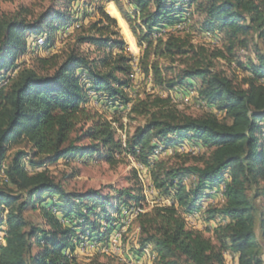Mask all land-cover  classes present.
Segmentation results:
<instances>
[{
	"label": "trees",
	"instance_id": "trees-1",
	"mask_svg": "<svg viewBox=\"0 0 264 264\" xmlns=\"http://www.w3.org/2000/svg\"><path fill=\"white\" fill-rule=\"evenodd\" d=\"M64 1V9L48 8L29 20L0 19V264H77L80 242L108 243L123 210L142 201L141 187L117 196L67 191L48 170L36 169L63 158L116 163L117 154L146 168L151 187L170 199L136 217L137 259L149 248L152 264H225L227 252L236 264H264V0H105L116 5L142 49L137 65L154 87L170 92L198 83V99L209 109L198 116L177 109L169 93L131 102L133 56L102 6L69 50L34 56L32 66L18 62L31 37L45 34L48 49L56 31L68 27L73 0ZM186 14H197L200 29L221 47L194 44L174 31ZM83 43L101 56L85 54ZM250 44L254 60L240 64L247 73L240 84L216 70L215 59L230 62L228 56ZM90 93L144 123L117 138L114 120L87 107ZM19 141L29 150H16L7 161L10 144ZM185 143L205 149L192 164L156 158ZM189 176L195 182L187 188L182 180ZM215 189L224 202L207 207L204 220L220 221L206 230L210 235L190 229L184 215L202 212ZM29 210H39L43 226L26 218Z\"/></svg>",
	"mask_w": 264,
	"mask_h": 264
},
{
	"label": "rangeland",
	"instance_id": "rangeland-1",
	"mask_svg": "<svg viewBox=\"0 0 264 264\" xmlns=\"http://www.w3.org/2000/svg\"><path fill=\"white\" fill-rule=\"evenodd\" d=\"M64 2V0H0V19L12 18L19 15L29 20L48 8L64 9ZM121 2L123 5H126L125 1L121 0ZM107 4L108 2H105V0H73L70 4V8L72 10L68 27H63L56 31L53 44L50 45L48 49L35 47L33 45L34 37H31V44L27 52L19 58L18 62H24V66H32L34 56H47L52 53L59 54L69 50L74 46L77 36L84 34L89 24L97 20L99 14L98 12H95V8L102 6L104 11L116 20L115 30L124 41L126 50L133 56V61L131 63L132 82L131 87L128 90V96L131 98V102L142 99L147 94L166 96L169 93L172 97V103L181 111L197 116L209 112V109L204 106V104H201L198 99V83H196L195 86L185 87L186 89H173V91L170 92L154 87L150 79L146 78L140 72L137 65L142 49L136 44L134 36L133 40L128 38L118 19H116L108 11ZM121 19L123 21L122 16ZM183 19H185L184 27L181 29H173L174 31H179L180 36L188 37L194 44L221 47V42H218L213 35L210 34V37L209 35L206 37V32L203 33L200 29L201 22L200 17H198L197 14L192 15L191 19L189 15L186 14ZM80 24H82L84 28L82 30H76ZM79 48L91 58L101 56V52H98L93 45L83 43L79 46ZM228 58L230 59V62L222 59H215V68L216 70L222 71L236 84H240L242 78L247 74L246 71L242 69L240 64H246L251 59L254 60L253 45L250 44L248 49L238 48L235 51L234 57L228 56ZM12 74H14V72ZM5 83L6 82H3L2 84L4 85ZM104 104L105 103L101 100V98L95 97L94 93H90L87 107L91 111L97 112L103 117H106L108 120H114L113 124L117 128L116 137L121 140H125L136 130V128L144 123V119L142 117L128 115L129 110L124 107L120 108L122 111L119 112L113 111L112 108H107ZM74 134L76 136L79 135L78 132ZM87 142V140L82 141V143ZM16 150L28 151L29 145L24 141L10 144L7 152V161ZM204 151V148H201L199 151L197 148H192L190 144L185 143L183 146H180L175 150L170 148L163 153L157 154L156 158L158 160H168L169 163L186 161L187 164H192L195 161L194 159H199L203 155ZM177 152H183V154L178 155ZM115 158L116 163L106 162L105 159H98L95 157L87 160L77 158L70 161L63 158L55 163L43 165L36 169L48 170L53 178L56 181L61 182L67 191H84L92 188L100 190L104 194L110 193L112 196H117L118 191L129 187L138 186L142 189V201L139 204L133 205L134 207L132 206L129 209L123 210L124 217H122L121 225L111 235L115 236L116 232H119L120 229H125L119 236L118 241H113V249H118L119 251L113 250L110 247L111 237L106 244L85 240L80 242L74 251L77 264H99L103 262H111L113 264H137V262L140 264L153 263V255L149 248L144 249L142 256L138 259L133 255L139 231L135 221L136 217L133 215V210L134 208L141 206L145 212L154 205H169L170 199L164 198L158 191L151 187V180L147 169L144 167L142 168L133 157L126 156L125 154H117ZM27 161L28 159L25 157L23 162L27 169H30ZM3 168L4 166L2 164L0 171V186L4 184ZM194 182L195 179L190 176L185 177L182 180V184H184L187 188L194 186ZM223 202L224 200L219 190L215 189L211 191L210 195L206 199V202L203 203L202 212H193L192 214L190 213L184 215L185 220H187V226L192 230H201L204 231L206 235H210L211 233L206 230H209L211 227L213 228V226L215 224L217 225L220 220L216 218L211 222H205L204 219L206 218V212L204 210L207 207L221 206ZM25 216L34 223L43 226L39 210H29L26 212ZM114 216L116 217V215ZM189 219L194 220L189 221ZM1 236L2 233H0V239ZM88 244H99L100 249L97 247H88ZM82 247L88 248L83 250ZM225 264H236V257L230 252H227L225 254Z\"/></svg>",
	"mask_w": 264,
	"mask_h": 264
},
{
	"label": "bare ground",
	"instance_id": "bare-ground-1",
	"mask_svg": "<svg viewBox=\"0 0 264 264\" xmlns=\"http://www.w3.org/2000/svg\"><path fill=\"white\" fill-rule=\"evenodd\" d=\"M107 9L108 11L110 12L111 15H113L116 19H118V21L120 22V25L122 27V29L124 30V32L127 34L128 38L130 40H133V35L131 34V32L128 30V28L126 27V25L124 24V22L122 21L121 19V16L119 14V12L116 10L115 6L113 3H108L107 4ZM187 17V16H186ZM188 19V18H187ZM186 19V20H187ZM178 27H176V29H181L184 27L185 25V19L182 20V22L178 23L177 24ZM207 36L209 35L210 37V33L206 32ZM46 42V37L44 34H39L38 36H35L33 38V45L35 47H42ZM217 43V42H216ZM194 150V149H193ZM134 207V206H133ZM133 215L135 217H137L140 213H143L144 212V209L141 207V206H138L136 208H134L133 210ZM192 214V213H191ZM132 218V217H131ZM195 219V218H194ZM187 221V220H186ZM119 238V237H118ZM116 242V241H115ZM93 243V242H92ZM118 243V242H117ZM114 248V247H113Z\"/></svg>",
	"mask_w": 264,
	"mask_h": 264
},
{
	"label": "built area",
	"instance_id": "built-area-1",
	"mask_svg": "<svg viewBox=\"0 0 264 264\" xmlns=\"http://www.w3.org/2000/svg\"><path fill=\"white\" fill-rule=\"evenodd\" d=\"M178 27V25H176L174 28ZM206 37H208L206 35ZM140 166L143 168V166L140 164ZM194 220V219H189V221ZM130 224V222H129ZM125 229H120L119 232H116L115 236H111V243H110V247L113 249V241H118V237L122 234V231H124ZM88 247H97L99 248V244H88ZM88 247H82L83 250H85V248ZM100 249V248H99ZM113 250H118V249H113ZM119 251V250H118ZM137 264H140L139 262H137Z\"/></svg>",
	"mask_w": 264,
	"mask_h": 264
}]
</instances>
